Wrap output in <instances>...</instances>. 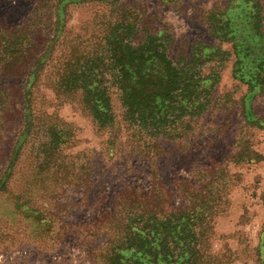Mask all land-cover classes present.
I'll list each match as a JSON object with an SVG mask.
<instances>
[{"label":"rangeland","instance_id":"obj_1","mask_svg":"<svg viewBox=\"0 0 264 264\" xmlns=\"http://www.w3.org/2000/svg\"><path fill=\"white\" fill-rule=\"evenodd\" d=\"M34 3L0 0V28L21 24ZM121 3L137 15V30L156 34L158 49L174 67H195L205 80L206 110L177 121L184 135L137 138L124 126L119 93L110 88L118 123L112 143L110 131L96 130L79 93L63 103L40 78L31 91L33 108L41 123L65 130L68 140L46 156V167H37L43 156L35 153L54 136L40 132L24 144L11 185L0 194V264H90V250L107 238L90 239L81 229L107 219L123 193L151 197L154 188L170 194L165 206L187 207L189 190L214 206L204 247L214 264H264V65L256 61L263 50L264 0ZM105 10L89 1L65 3L50 43L53 58L62 62L70 48H90ZM13 132L0 140L2 150L13 145ZM142 145L152 155L132 150ZM79 168L84 176L76 181ZM214 177L217 186L207 184Z\"/></svg>","mask_w":264,"mask_h":264},{"label":"trees","instance_id":"obj_2","mask_svg":"<svg viewBox=\"0 0 264 264\" xmlns=\"http://www.w3.org/2000/svg\"><path fill=\"white\" fill-rule=\"evenodd\" d=\"M87 1L106 8L96 21L93 44L72 47L57 62L50 43L57 38L59 12L67 2ZM136 16L121 0H35L21 24L11 30L0 28V83H12L0 86V140L12 127L17 135L9 150L0 147V194L11 185L24 144L33 142L38 133L54 136L55 141L39 144L42 148L35 155L43 157L37 167H46V156H54L67 143V132L41 123L33 108L31 91L40 78L46 79L63 103L72 102L79 93L80 104L89 111L96 130L110 131L112 143L118 123L110 105V88L119 93L124 126L137 138L140 134L180 136L178 120L203 114L208 105L207 90L202 87L205 80L197 76L193 65L174 67L158 49L156 34L145 27V32L137 30ZM261 51L258 66L264 65V42ZM43 65L48 66L45 77ZM132 150L145 157L152 155L144 145ZM81 169L72 175L76 181L84 176ZM211 183L217 186V179L208 180ZM153 194L125 192L107 219L98 220L88 232L81 229L90 239L107 238L105 245L90 250V264H214L204 250L206 233L211 230L210 208L214 207L210 201L189 190L184 194L187 207L172 208L165 206L170 194L158 188Z\"/></svg>","mask_w":264,"mask_h":264}]
</instances>
